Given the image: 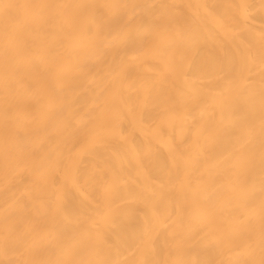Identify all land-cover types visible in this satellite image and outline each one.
<instances>
[{"label":"bare ground","instance_id":"6f19581e","mask_svg":"<svg viewBox=\"0 0 264 264\" xmlns=\"http://www.w3.org/2000/svg\"><path fill=\"white\" fill-rule=\"evenodd\" d=\"M0 264H264V0H0Z\"/></svg>","mask_w":264,"mask_h":264}]
</instances>
